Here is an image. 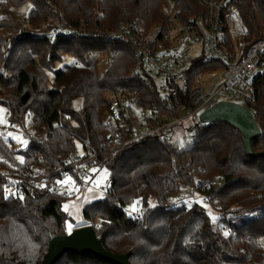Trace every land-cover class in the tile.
Here are the masks:
<instances>
[{
	"label": "trees",
	"instance_id": "trees-1",
	"mask_svg": "<svg viewBox=\"0 0 264 264\" xmlns=\"http://www.w3.org/2000/svg\"><path fill=\"white\" fill-rule=\"evenodd\" d=\"M162 1L0 0V106L8 114L6 130H21L27 138L23 149H14L13 138L0 136V165L20 168L34 163L53 171L71 151H100L112 171L109 188L102 199L82 206L81 215L86 225L100 233L106 250L128 252L130 264H264V252L258 246L264 238V154L248 155L240 132L218 122L188 126L195 133L188 147H175L169 141L182 123L165 140L152 135L123 143L129 138L123 130L113 133L118 142L115 152H107L109 132L101 122L106 109L104 90L132 89L138 95L136 104L147 108L165 110L167 101L158 99L134 74L135 60L128 44L75 35L51 41L37 31L20 28L17 14V9L29 3L28 20L36 28L40 22L56 26L61 16L69 23L85 18L89 27L109 28L121 20L149 26L162 18ZM175 1L187 15L203 11L198 0ZM237 5L251 33L255 27L264 29V0H240ZM263 35L261 30L258 38ZM114 51L106 70L99 72L95 62L88 66L96 53ZM66 54L73 63L55 69ZM214 64L197 60L193 66L209 70ZM254 87L252 114L261 133L251 141V148L259 152L264 151V74ZM76 98H81L78 109L73 107ZM193 174L221 178L210 194L224 208L239 206L238 216L225 220L217 213L212 222L199 200L168 208L166 198L193 185ZM136 178L143 183L137 184ZM3 190L0 178V264H40L50 234L70 232L65 227L68 214L62 209L67 200L46 190L9 199ZM137 197L149 206L141 220L120 209ZM219 221L233 230L227 238L216 229ZM55 264L114 263L91 253H65Z\"/></svg>",
	"mask_w": 264,
	"mask_h": 264
},
{
	"label": "built area",
	"instance_id": "built-area-1",
	"mask_svg": "<svg viewBox=\"0 0 264 264\" xmlns=\"http://www.w3.org/2000/svg\"><path fill=\"white\" fill-rule=\"evenodd\" d=\"M198 1L203 11L190 15L185 14L177 3H171L155 31L136 20H121L113 27L98 28L89 27L85 18L69 23L61 16L58 25L37 33L51 41L58 36L75 35L98 42L128 44L135 60L134 74L158 99L167 101V109L159 110L156 106L147 108L136 104L138 95L132 89L104 92L106 109L101 122L109 132L106 139L111 146L107 152L113 154L118 145L113 133L127 131L129 138L122 140L123 143L152 135L165 140L175 126L220 100L235 101L252 113L256 96L254 81L264 74V35L249 42L245 40L246 31L236 24L238 21L242 24L237 8L240 0ZM20 21L27 22V16L22 15ZM197 51L199 55L195 56ZM115 54V51L96 53L88 66L92 67L94 62L102 63L106 70ZM197 60L217 64L209 70H196L193 65ZM74 64L82 66L80 61ZM135 110L144 113L140 115ZM27 132L32 133L33 129L28 127ZM194 137L192 132L190 139ZM111 176L112 171L100 151L87 154L71 151L64 157L62 165L53 171L34 163L20 168L0 165L3 193L9 199L24 198L36 190H46L65 199L74 198L88 187L105 195ZM192 176L193 185L166 198L168 208H181L199 200L225 220L238 216L235 210L239 206L224 208L218 197L210 194L221 178L210 180L198 174ZM120 209L133 219L141 220L149 206L137 197L121 205ZM216 229L224 238L233 233L232 228L221 221L216 223ZM96 233L100 237V233ZM258 246L264 252V238L259 239Z\"/></svg>",
	"mask_w": 264,
	"mask_h": 264
},
{
	"label": "water",
	"instance_id": "water-1",
	"mask_svg": "<svg viewBox=\"0 0 264 264\" xmlns=\"http://www.w3.org/2000/svg\"><path fill=\"white\" fill-rule=\"evenodd\" d=\"M198 120L200 123L218 122L229 125L242 135L248 155L257 157L264 154V151H252L251 141L259 137L261 131L253 114L243 105L231 100H220L200 112ZM65 253H91L114 264H130L129 253L117 254L106 250L91 225L75 228L68 234H50L47 251L40 264H55Z\"/></svg>",
	"mask_w": 264,
	"mask_h": 264
},
{
	"label": "rangeland",
	"instance_id": "rangeland-1",
	"mask_svg": "<svg viewBox=\"0 0 264 264\" xmlns=\"http://www.w3.org/2000/svg\"><path fill=\"white\" fill-rule=\"evenodd\" d=\"M171 3L172 4L176 3V1L175 0H163L162 1L161 5H160V13L162 15V18L158 21L153 22L152 24H150L148 26L152 31H155L158 28V25L163 21V18L165 15V9L169 8ZM237 8H238L239 16H240L239 18L242 21V24H240L239 21L236 24L238 25V27H242L246 31L245 40L247 42H249V41L258 39V35L260 34L261 30L263 31L264 29L262 28V29L257 30L255 27V30H254L255 33H251L249 28L246 25H244L243 18H242L240 9H239V5H237ZM29 10H30V4L26 3L23 6H21L19 9H17V12H18L17 14L21 18L22 15L27 16ZM0 15H1V12H0ZM27 18H28V16H27ZM257 19H258V17H257ZM39 25L40 26L38 28L33 27L31 22H29V20H28L27 22L20 21L19 26H20V28L29 30L30 32L32 30L37 31V32H40V31L41 32H47L48 30H50L51 28L54 27V26L49 27L48 25L41 23V22ZM2 31H3V33L8 32V31H6V29H3ZM198 55H199V52L197 51L195 56H198ZM72 63H73V59H72L71 55L66 54L63 56V59L61 62L55 64V69L60 68L63 65H69ZM97 68H98L99 72L104 71V67L102 66V63H99L97 65ZM106 91H108V90H106ZM106 91L104 90L102 92V97H103V93ZM80 106H81V98L74 99L73 107L75 109H78V108H80ZM135 111L137 114H140V115L142 113H144V112L138 111V110H135ZM7 116H8V114H7V111L5 110V108L0 106V136L2 138H4L5 140L13 138L15 141V142H13L14 149H20V148L23 149L26 146L27 138L23 135V132L21 130H16V129L15 130L14 129H7L6 130L5 127L7 126ZM198 116H199V114L192 119L184 121L180 126H177L175 128L173 135L171 134L172 136L169 137V141L173 144V146H175V147H179V146L188 147L192 143L193 139H190V134L193 131L187 127L190 125L196 124V123H200L198 120ZM176 131H178V132H176ZM76 145H77V148L80 149V145L79 144H76ZM136 182H137V184L143 183V181H139L138 178H136ZM103 196H104V194L97 191L95 188L88 187V189L86 191H81L76 197L66 198L67 201H65V203L62 205V209L64 211H66L68 214V219L65 222L66 229L71 232L75 228L86 226L88 221L81 215L82 206L86 205L88 202L98 200V199H102ZM203 206L205 208L206 213L209 215L210 220L212 222H214L217 218V212L214 211L208 204H204ZM244 215L245 214H243V213L241 214V216H244ZM95 223H96L95 225L98 227V225H97L98 223L97 222H95Z\"/></svg>",
	"mask_w": 264,
	"mask_h": 264
}]
</instances>
